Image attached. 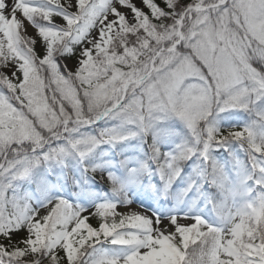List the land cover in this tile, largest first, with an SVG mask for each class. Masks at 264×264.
I'll use <instances>...</instances> for the list:
<instances>
[{
    "label": "snow or ice",
    "instance_id": "snow-or-ice-1",
    "mask_svg": "<svg viewBox=\"0 0 264 264\" xmlns=\"http://www.w3.org/2000/svg\"><path fill=\"white\" fill-rule=\"evenodd\" d=\"M0 264H264V0H0Z\"/></svg>",
    "mask_w": 264,
    "mask_h": 264
}]
</instances>
